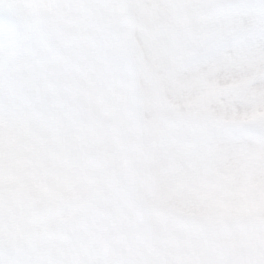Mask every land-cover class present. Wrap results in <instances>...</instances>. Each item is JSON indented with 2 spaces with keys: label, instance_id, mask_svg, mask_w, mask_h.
I'll return each instance as SVG.
<instances>
[{
  "label": "snow or ice",
  "instance_id": "6c2138e0",
  "mask_svg": "<svg viewBox=\"0 0 264 264\" xmlns=\"http://www.w3.org/2000/svg\"><path fill=\"white\" fill-rule=\"evenodd\" d=\"M0 17V169L6 130L51 138L132 79L149 130L84 239L83 210L66 230L48 204L42 235L0 206V264H264V0H0ZM144 181L183 219L133 229Z\"/></svg>",
  "mask_w": 264,
  "mask_h": 264
},
{
  "label": "clouds",
  "instance_id": "9594fccd",
  "mask_svg": "<svg viewBox=\"0 0 264 264\" xmlns=\"http://www.w3.org/2000/svg\"><path fill=\"white\" fill-rule=\"evenodd\" d=\"M104 102L93 111L80 107L77 119L59 134L43 141H19L5 132L4 163L0 169V206L6 230L38 227L50 231L48 204H56L61 227H73L71 217L81 210L88 214L78 226L77 236L105 226L112 211V192L136 176L148 148L149 130L144 120V94L134 79L113 95L104 92ZM38 187L40 194L32 191ZM175 192L143 182L136 197L137 214L131 227L148 230L153 215L161 226L169 219H183L164 204Z\"/></svg>",
  "mask_w": 264,
  "mask_h": 264
},
{
  "label": "rangeland",
  "instance_id": "374dc122",
  "mask_svg": "<svg viewBox=\"0 0 264 264\" xmlns=\"http://www.w3.org/2000/svg\"><path fill=\"white\" fill-rule=\"evenodd\" d=\"M0 18H2V17H0Z\"/></svg>",
  "mask_w": 264,
  "mask_h": 264
}]
</instances>
